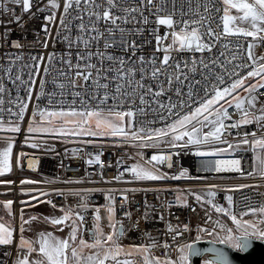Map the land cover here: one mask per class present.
Wrapping results in <instances>:
<instances>
[{"label":"snow or ice","instance_id":"1","mask_svg":"<svg viewBox=\"0 0 264 264\" xmlns=\"http://www.w3.org/2000/svg\"><path fill=\"white\" fill-rule=\"evenodd\" d=\"M0 15V48L16 50L0 52V177L25 159L37 171V157L14 153L21 136L20 147L37 151L56 152L49 140L77 145L64 155L100 169H85L98 179L21 178L20 198L0 200V264H190L203 237L204 264H234L216 245L264 244V54L255 51L264 0H0ZM25 15L43 17V53L25 57V38L11 35ZM110 149L117 158L106 163ZM193 164L237 182L167 186L204 179ZM16 183L0 180L9 189L0 195ZM137 193L173 195L158 213L164 229L142 227L157 222L156 205L145 199L134 214ZM189 198L207 217L193 243L178 239L187 223L166 219ZM40 205L51 211H28Z\"/></svg>","mask_w":264,"mask_h":264},{"label":"built area","instance_id":"2","mask_svg":"<svg viewBox=\"0 0 264 264\" xmlns=\"http://www.w3.org/2000/svg\"><path fill=\"white\" fill-rule=\"evenodd\" d=\"M10 7H15L14 5H9ZM19 12V9H17ZM6 18L2 15H0V19ZM25 21L27 23L25 24L24 30L22 31L19 27H15V31L11 34L12 37L15 38H20L23 36L25 38L24 42L26 43V48L24 50V55L25 57L28 56V54L31 52V54H36L37 52L43 53L44 50L40 48L39 42L37 41V34L39 35L40 39H43V31H42V24L44 23L43 17L41 16L40 18H33L31 20L28 19V16L25 15L24 17ZM163 31V29H162ZM250 39V38H249ZM154 44V41H153ZM151 47V46H150ZM12 51L15 52V49H10L7 47L0 48V52L3 51ZM51 50V46L50 49ZM150 50L146 49V51ZM256 54L261 55L264 54V50L262 49H256ZM254 127V126H253ZM20 141H22V136L18 137V144L16 149H14V153L18 154L20 151H26L30 153L31 155H34L39 159V165L37 168L36 172H33L27 168V159L23 161L24 164V170L21 171L19 167L15 165V161L13 163V175H12V180H16L17 183L14 184L13 189L15 190V198L19 199V180L21 178H24V176H30L36 180H43L45 178H51V179H64L65 177H82L86 176L87 179H98V177H92L88 176L87 173L85 172V169L87 168V172H92L93 170L95 171H100L99 167L96 166L95 169L89 168L87 165L84 164L83 159L81 160H76L71 157V154L67 156L64 155V152L66 149L70 150L73 147H78L77 145L73 144H62L59 141H53L49 140L48 142L53 144L56 148V152H44V151H37L33 149H28V148H22L20 147ZM88 150H91L89 148ZM117 150L115 149H110L109 151H105L104 156L102 157V160H104L106 163L109 161L114 162V160L117 158L115 153ZM111 153V154H110ZM149 154H151V150H149ZM81 156H83V153H80ZM250 155V154H249ZM86 159V157H84ZM61 163H63L64 167H61ZM180 163H182L184 166H189L190 163H192V158L188 156H182L180 158ZM247 163V161H246ZM201 165L199 164H193L191 168V172L196 175H200L204 177V179H200L197 181H170L167 182V186L171 187H181V188H187L190 185H204V184H212V183H217V184H231V183H236L237 181L232 180V179H221L218 176H213L211 173H206L203 172L202 170L197 172V169H200ZM166 171L168 170L166 167L164 168ZM115 172V168L110 169L106 172L107 177H111L113 173ZM57 187H65L64 185L57 184ZM87 186H93V185H87ZM99 186V185H97ZM160 186V185H156ZM261 191H264V189H261ZM131 195V194H130ZM222 195L218 196V201L221 203H224L222 199ZM165 196L168 200L173 199V195L171 194H160V200L155 199V194L154 193H148L147 196L145 197L144 193H137L133 197V204L131 206V211H133L134 214H136V209L141 208L145 199H147L150 203H154L156 205V213L157 216L155 219L157 222L155 223H149L147 225L142 224V227H146L148 229H164L166 225L163 222H158V213L162 211V202L165 199ZM257 201H259L261 198L260 197H255ZM54 202L60 203L61 198L59 197H53ZM92 203L95 205H100L103 204V198L99 195L96 194L93 199ZM119 203L118 202V206ZM189 204L191 207L189 208H178V207H173L170 211L173 213L172 216H168L166 214V219L170 220L174 225L175 224H180L181 227L183 224L187 223L189 225V228L191 231L189 233H185L184 236L178 237V239L182 242H187V243H193L195 241V236H196V229L197 227H206L207 225L204 223V221L207 219V217L204 214V209L200 208L198 204L194 202L192 198H189ZM192 207L196 208V211H192ZM239 211V209H237ZM179 216V220L176 219V217ZM229 223V222H228ZM136 239L138 240V234L136 233H131ZM153 235H159V238L161 241L167 239L169 243H171V237H165L162 232L157 233L153 232Z\"/></svg>","mask_w":264,"mask_h":264},{"label":"water","instance_id":"3","mask_svg":"<svg viewBox=\"0 0 264 264\" xmlns=\"http://www.w3.org/2000/svg\"><path fill=\"white\" fill-rule=\"evenodd\" d=\"M208 241H200L196 244V247L202 250L201 255L192 256L190 264H202L203 260L212 258L211 253L203 252V249L212 247ZM216 247L224 248L229 253L230 259L233 260L234 264H264V244L258 241L254 242L253 247L247 253L234 252L222 245H216Z\"/></svg>","mask_w":264,"mask_h":264},{"label":"rangeland","instance_id":"4","mask_svg":"<svg viewBox=\"0 0 264 264\" xmlns=\"http://www.w3.org/2000/svg\"><path fill=\"white\" fill-rule=\"evenodd\" d=\"M12 175H13V172L10 174V175H6V176H4V177H0V180H9V179H11L12 180ZM25 177H27V178H32V177H30V176H24V178ZM32 179H34V178H32ZM13 186L14 185H12V189H13ZM25 188H27V187H31V186H24ZM9 191V189H8V186H6V185H3V184H0V193H5V192H8ZM7 198H15V192H12L11 193V195H9V196H5V195H0V200H2V199H7ZM20 198V197H19ZM26 198V197H25ZM35 203V202H34ZM15 207V206H14ZM29 212H40V213H49L51 210H50V208H49V206H47V205H40L38 208H36V209H29L28 210ZM3 213H0V215H2ZM58 214V213H57ZM229 224H230V221H229ZM42 228H43V226H41ZM47 230H50V231H54L53 229H51V228H48ZM66 232H67V229H65V233H60V232H55V234L57 235V236H64L65 234H66ZM26 235H29V236H31V235H33L32 233H26ZM211 239V237H203L202 238V240L201 241H206V240H210ZM202 264H204V260L202 261Z\"/></svg>","mask_w":264,"mask_h":264}]
</instances>
